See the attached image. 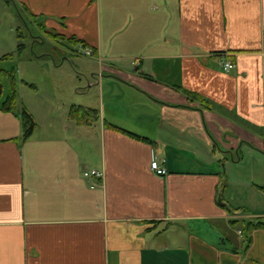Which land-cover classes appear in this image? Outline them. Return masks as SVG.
<instances>
[{"label": "crops", "instance_id": "obj_1", "mask_svg": "<svg viewBox=\"0 0 264 264\" xmlns=\"http://www.w3.org/2000/svg\"><path fill=\"white\" fill-rule=\"evenodd\" d=\"M6 1L97 71L78 68L59 136L23 137L0 108V264H264V228L244 233L264 222V183L236 166L241 146L264 151V0ZM17 43L0 40V64Z\"/></svg>", "mask_w": 264, "mask_h": 264}, {"label": "rangeland", "instance_id": "obj_2", "mask_svg": "<svg viewBox=\"0 0 264 264\" xmlns=\"http://www.w3.org/2000/svg\"><path fill=\"white\" fill-rule=\"evenodd\" d=\"M6 0H0V40L8 41L14 38L17 41V33L15 27L21 26L18 30L26 34V37L44 38L46 44L44 46L35 45L33 49H25L20 59H5L0 64V69H9L11 65L16 64V104L14 107L17 111L25 108L35 121L34 134L37 136L56 135L61 133L60 122L65 116V104L72 105L78 103L77 96L74 94L76 86L85 89L83 77L78 78L76 72L82 66L88 69L92 67L97 71L96 63L84 54H75L67 56V60L63 61L62 55H68L71 48L61 46L66 43L65 38L59 37L56 32L44 30L40 26L39 20L27 14L21 9V25L13 14L12 6L10 8L6 4ZM10 4H12L10 2ZM25 23V26H24ZM27 25V26H26ZM51 42V43H50ZM51 44H55L52 45ZM51 51L55 54V58H59V66L49 60L29 61L27 54L33 51ZM26 52V53H25ZM25 54V55H24ZM59 55V57H58ZM70 55V54H69ZM79 56V57H76ZM90 58V60L88 59ZM2 75L1 82L4 85V91L1 99L4 98L8 89V80L5 74ZM77 84H75V82ZM27 82V83H26ZM75 84V85H74ZM85 86V87H84ZM64 107V109H63ZM240 160L237 167L246 170V173H252L256 183H264V151L256 149H247L241 146L238 152ZM248 169H250L248 171Z\"/></svg>", "mask_w": 264, "mask_h": 264}, {"label": "trees", "instance_id": "obj_3", "mask_svg": "<svg viewBox=\"0 0 264 264\" xmlns=\"http://www.w3.org/2000/svg\"><path fill=\"white\" fill-rule=\"evenodd\" d=\"M41 28H43L42 24H40ZM44 29V28H43ZM45 30V29H44ZM59 35V34H57ZM60 37V36H59ZM17 38L18 43L16 47V53H20L25 49L26 43L24 42L26 38V34L23 32H20V30H17ZM70 42H74L75 39L73 37L69 38ZM7 56H3L0 58V61ZM15 69L10 68L8 70L0 69V73L5 74L8 79L9 88L8 93L6 94V97L1 101L0 100V108L3 110H9L12 111L15 109L14 105L16 104V91H15ZM2 94V85L0 83V98ZM19 115L21 117L22 126H23V137H27L31 134L32 130L35 126V121L33 119V116L25 109L23 108L21 111H19ZM69 116L71 118H74L77 122L82 123L85 122L91 118L96 117V110L94 109H86L80 106L72 107L69 111ZM262 191L264 192V185L260 186ZM257 227H263L264 228V222L260 220H256L255 222H246L244 225V233H248L253 228Z\"/></svg>", "mask_w": 264, "mask_h": 264}, {"label": "built area", "instance_id": "obj_4", "mask_svg": "<svg viewBox=\"0 0 264 264\" xmlns=\"http://www.w3.org/2000/svg\"><path fill=\"white\" fill-rule=\"evenodd\" d=\"M89 53V51H87ZM231 66L230 62H224V68L229 69ZM150 169L157 175H165L167 173V169L165 164L160 163L156 157H154L150 162ZM84 176L86 177H96L102 179L103 171L96 170V169H89L83 172ZM240 232V231H239Z\"/></svg>", "mask_w": 264, "mask_h": 264}]
</instances>
